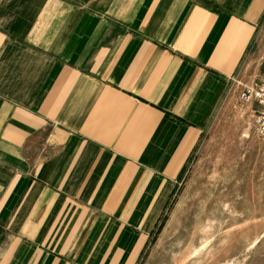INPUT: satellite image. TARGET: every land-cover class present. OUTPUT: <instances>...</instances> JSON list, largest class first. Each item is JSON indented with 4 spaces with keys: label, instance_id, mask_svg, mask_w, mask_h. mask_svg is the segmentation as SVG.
<instances>
[{
    "label": "crops",
    "instance_id": "1",
    "mask_svg": "<svg viewBox=\"0 0 264 264\" xmlns=\"http://www.w3.org/2000/svg\"><path fill=\"white\" fill-rule=\"evenodd\" d=\"M263 16L0 0V264H138Z\"/></svg>",
    "mask_w": 264,
    "mask_h": 264
},
{
    "label": "rangeland",
    "instance_id": "2",
    "mask_svg": "<svg viewBox=\"0 0 264 264\" xmlns=\"http://www.w3.org/2000/svg\"><path fill=\"white\" fill-rule=\"evenodd\" d=\"M240 70L138 264H264V138L240 100L264 71V16Z\"/></svg>",
    "mask_w": 264,
    "mask_h": 264
},
{
    "label": "built area",
    "instance_id": "3",
    "mask_svg": "<svg viewBox=\"0 0 264 264\" xmlns=\"http://www.w3.org/2000/svg\"><path fill=\"white\" fill-rule=\"evenodd\" d=\"M240 100L252 106L255 132L264 138V71L252 83L243 87Z\"/></svg>",
    "mask_w": 264,
    "mask_h": 264
}]
</instances>
